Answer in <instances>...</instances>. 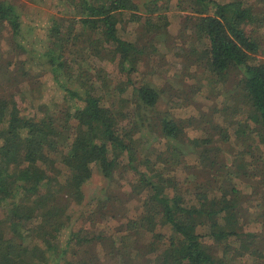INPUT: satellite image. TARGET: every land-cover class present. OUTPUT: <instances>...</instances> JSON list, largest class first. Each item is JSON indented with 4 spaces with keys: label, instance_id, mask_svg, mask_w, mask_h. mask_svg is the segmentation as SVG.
Returning <instances> with one entry per match:
<instances>
[{
    "label": "trees",
    "instance_id": "16d2710c",
    "mask_svg": "<svg viewBox=\"0 0 264 264\" xmlns=\"http://www.w3.org/2000/svg\"><path fill=\"white\" fill-rule=\"evenodd\" d=\"M193 4L194 13L185 17V26H192L197 40L205 42L200 57L203 67L217 82L227 81L230 72L241 73L229 93L234 105L226 104L221 110L213 107L215 112L231 109L238 117L247 107L243 119H234L235 140L241 149L228 151L233 155L231 164H219L221 159L217 162L209 151L227 150L230 139L227 127L215 120L192 116L179 121L170 112L159 111L161 90L150 82L129 85L133 91L130 102L133 110L124 113L108 106L106 98L93 85L83 91L64 86L65 98L74 102L75 108L72 105L47 110L43 106L42 116L22 115L11 95H0V206L5 209L0 220V264H48L47 251L53 252L54 262L58 260L57 238L69 220L67 204L62 201L68 197L77 202L82 200L81 186L91 176L92 166L110 177L121 162L137 175L138 185H134L137 191L145 192V214L141 221L144 219L148 231L154 232L157 237L154 241L161 239L155 232L157 226L166 225L170 230L156 264H264V232L244 229L250 212L242 205L244 200H257L254 197L264 204V194L259 188L245 194L237 185L238 181L249 184L250 178L263 173L254 169L257 161L244 159L246 149L242 148L248 146L249 136L252 141L264 144V35L261 34L264 19L243 0H193ZM140 5L134 0H80L79 4L78 22L100 36V44H86L87 49L103 60L117 62L129 76L136 71L144 51L119 36L118 16L128 13L132 20L140 19L137 13ZM157 18L163 21L150 22V16L146 21L149 28L153 27V37H158L162 25L167 23L166 16L157 14ZM5 27L14 37L21 33L19 11L14 4L2 0L0 32ZM62 47L58 43L42 52L55 77L65 69ZM133 116H137V121L127 130L122 123L130 124ZM207 122L209 130L220 136L221 144L213 147L208 131L205 137L192 140L195 147L202 148L198 158L203 166L216 173L208 180H199L202 172L185 161V153L192 150L183 129L187 126L203 129L201 123ZM139 125L158 132L165 140L168 154L152 163V167L143 159L137 162ZM57 160L67 169L62 187L69 190L51 186L56 179L54 173L58 172L54 164ZM180 165L191 167L188 179L183 181L166 172ZM31 236L36 241H31ZM65 264L91 263L80 258Z\"/></svg>",
    "mask_w": 264,
    "mask_h": 264
},
{
    "label": "rangeland",
    "instance_id": "374dc122",
    "mask_svg": "<svg viewBox=\"0 0 264 264\" xmlns=\"http://www.w3.org/2000/svg\"><path fill=\"white\" fill-rule=\"evenodd\" d=\"M6 1L14 4L20 13L21 33L14 37L8 27L0 32V95H11L22 115L42 116L41 107L60 110L73 105L74 109L75 104L65 98L63 87L83 91L89 85L101 92L99 94L106 98V104L113 110L123 113L126 110L132 111L133 104L130 102L133 100V91L129 85L138 86L142 81L150 82L161 90L157 104L159 111H168L179 121L192 116L194 119L197 117L215 120L227 127L230 137L227 150L209 151L212 153L210 156L217 157V162L221 159L219 164H231L233 155L228 151L241 149L235 140L237 125L234 119H243L247 114V107L245 112L239 114L240 117L231 109L227 112H215L213 107L221 110L226 104L231 107L234 105L229 93L237 84L241 73L230 72L227 81L217 82L201 64L200 57L205 42L197 40L192 26H185V17L194 13L193 0H134L141 4V10L137 11L141 18L132 20L128 13L118 16L119 36L135 43L144 51L137 61L136 71L130 76L120 69L117 62L103 60L87 49V45L100 44V36L96 30L92 34L89 29L91 27L82 26L78 22L81 14L80 0ZM243 1L252 5L255 13L264 19V0ZM157 14L166 16L167 23L162 25L160 35L153 37V27L149 28L146 21L150 16V22L159 24L163 19L157 18ZM56 28L58 32L55 31ZM261 34L264 35V28ZM55 41L56 44L64 46L62 60L65 59V69L56 77L42 57V52L48 46L56 47ZM136 118L133 116L130 124L125 121L122 124L129 130L137 121ZM248 123L253 125L251 121ZM201 125L205 130L200 126H187L183 129L186 134L185 141L192 150L189 154L185 153V161L202 172L199 180L215 176L216 173L203 166L198 158L202 148L195 147L192 140L205 137V131H208L214 141L212 146L221 144L220 136L209 130V122ZM139 129L136 132L138 141L135 145L137 162L143 159L152 167V163L168 154L165 140L158 132L151 131L144 125H139ZM243 137L246 139V135ZM247 143L248 146L242 148L246 149L242 156L246 160L249 158L250 162L257 161L253 165L254 169L263 173L250 178L249 184L238 181L237 185L245 194L258 188L264 194V144L252 141L250 136ZM219 154L221 155L218 157ZM54 164L58 172L55 171L56 179L51 186L67 189L62 187L68 175L66 167L60 160ZM191 167L180 165L166 172H171L170 174L183 181L189 176ZM128 168L127 164L121 162L112 176L105 177L98 172L96 166H92L91 176L81 186L82 200L77 202L71 197L64 198L65 201L62 202L67 204L69 220L57 238L55 256L58 260L54 262L51 257L53 252L47 251L48 264H65L66 261L80 258H85L91 264H156L170 230L166 225L157 226L155 232L159 233L161 239L159 242L154 241L157 239L154 232L148 231L144 219L141 221L145 214V192L137 191L134 186L138 185L137 175ZM263 194L260 195L262 198ZM254 198L257 200H244L242 203L250 212V220L243 224L244 229L264 232V204L262 200ZM4 216L5 209L0 206V220ZM78 232L80 235L77 237ZM30 238L31 241H36L34 237ZM83 238L89 241L84 242ZM26 241L29 245L32 244L29 240Z\"/></svg>",
    "mask_w": 264,
    "mask_h": 264
}]
</instances>
